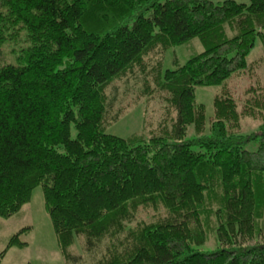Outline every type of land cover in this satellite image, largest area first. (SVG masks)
Wrapping results in <instances>:
<instances>
[{
  "label": "trees",
  "instance_id": "trees-1",
  "mask_svg": "<svg viewBox=\"0 0 264 264\" xmlns=\"http://www.w3.org/2000/svg\"><path fill=\"white\" fill-rule=\"evenodd\" d=\"M193 39L203 51L163 71ZM256 39L264 0H0V218L41 186L65 264H264V98L222 91L258 68ZM127 76L142 91L111 110ZM200 87L219 90L211 121ZM131 105L140 131L106 133Z\"/></svg>",
  "mask_w": 264,
  "mask_h": 264
},
{
  "label": "rangeland",
  "instance_id": "rangeland-1",
  "mask_svg": "<svg viewBox=\"0 0 264 264\" xmlns=\"http://www.w3.org/2000/svg\"><path fill=\"white\" fill-rule=\"evenodd\" d=\"M211 1L213 3H221L224 0ZM234 1L238 3L249 2V0ZM7 51L2 52L0 50V61H4L5 59L7 63L11 62L12 57L5 54ZM202 51L203 46L198 39H193L185 44L171 48L162 59V69L163 71L173 70L176 68V65H183L188 59ZM253 61H257L259 64L256 71L233 77L225 88L222 89L223 94L226 97L232 98L239 108L244 106L246 103L244 100L249 97L247 92L244 93L248 89V86L254 85L253 88L260 87L264 98V48L259 39H256L255 46L248 55V62L251 64ZM125 79L114 82L108 88V98L114 101L111 110L118 111L122 101L126 104L128 98H137V95L142 91L140 82H132L133 79H130L128 76ZM218 91L216 87H200L194 91L196 103L203 106L208 121L213 119V99L217 96ZM118 92L119 94L115 95ZM142 100H144V97H142ZM165 104V98L160 94H157L156 98L150 103V109L153 111L151 114H154V121L156 120L155 117L162 112ZM123 111L121 119L112 126H109L106 133L125 139L140 131L144 112L141 107L133 105ZM251 119L241 118L240 125L243 129L242 131L249 130L250 133L257 129L259 122ZM71 136L72 138L75 136L72 128ZM141 216L144 218L147 214ZM16 235H18L19 241L26 245L22 248L11 247L7 249L9 240ZM207 246V248L213 249L214 242L212 238H210ZM2 252L5 253L1 258L0 264H65L58 248L57 237L44 206L41 186L33 190L29 203L17 215L8 219L0 218V254Z\"/></svg>",
  "mask_w": 264,
  "mask_h": 264
}]
</instances>
